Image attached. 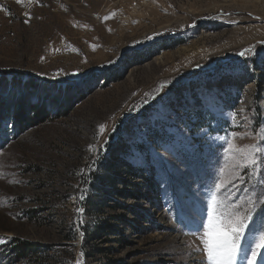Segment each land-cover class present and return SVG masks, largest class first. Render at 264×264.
<instances>
[{"label":"rangeland","instance_id":"obj_1","mask_svg":"<svg viewBox=\"0 0 264 264\" xmlns=\"http://www.w3.org/2000/svg\"><path fill=\"white\" fill-rule=\"evenodd\" d=\"M0 112V264H201L214 199L264 203V0H0Z\"/></svg>","mask_w":264,"mask_h":264},{"label":"snow or ice","instance_id":"obj_2","mask_svg":"<svg viewBox=\"0 0 264 264\" xmlns=\"http://www.w3.org/2000/svg\"><path fill=\"white\" fill-rule=\"evenodd\" d=\"M18 4L23 3L24 0H16ZM38 2V0H28V3ZM107 19V18H105ZM28 21L25 20V23ZM253 49H246L238 53L240 56H245L251 53ZM98 133L101 135L105 133V125L101 124L98 127ZM95 145H90L89 152L95 149ZM229 149L235 153H239L242 157L241 167L255 168L260 161L257 159V154L264 152V149L257 147L256 145H250L246 149H240L233 144H229ZM96 155H99V150L96 151ZM96 160L93 159L89 164H95ZM3 173H0V179H4ZM13 186L18 181H10ZM216 187L221 189V185L217 184ZM226 187V185H225ZM83 199V196L80 197ZM6 200L0 201V206H3ZM215 199L213 200V210L207 214V222L203 224V235L201 236L202 251L205 254L206 259L201 264H235L236 258L241 251L240 241L244 235L245 228L248 226V221L251 219L250 215H240L238 212L226 213L215 210ZM83 208L77 209V214H82ZM83 220L80 223L83 224ZM80 237H83V233H79ZM254 247L251 248L252 259L248 260V264H255L256 257L260 254V250L264 249V231L260 232L258 239L254 241ZM80 257L84 256L81 251ZM76 264H81L80 260L76 261Z\"/></svg>","mask_w":264,"mask_h":264},{"label":"trees","instance_id":"obj_3","mask_svg":"<svg viewBox=\"0 0 264 264\" xmlns=\"http://www.w3.org/2000/svg\"><path fill=\"white\" fill-rule=\"evenodd\" d=\"M4 82H6V80ZM3 84H6V83H3ZM1 104L6 105V109H8L9 106H10L9 104H6V102L5 103L2 102ZM26 105L27 104H25L24 103V100L22 99L21 102H20V104L17 106L18 112H19V115L18 116L16 115V122L18 121V123H17V129L18 130H19V128H21L20 125H21L22 121H25V124L27 122L26 120H28L29 122H35L36 120H38V118L40 116L39 115V112L33 111V114H34L33 117L32 118L31 117L29 118L30 110L27 109V106ZM25 109L27 111V114H26L27 118H26V116L24 118V115H22L24 113ZM1 114H2V118H3L4 115H3V113H1ZM134 173L135 172H133V170L130 172V174H132V175H135ZM135 176H137V175H135ZM261 207L264 208V203L261 206H259L256 209V211L254 212V214L252 215V217H251V219H250V221L248 223V226L246 227L245 236H247V237L248 236L257 237L260 234V232L263 230V223L264 222L261 221V218H263V220H264V217H260L259 216ZM119 219H121V218H119ZM106 228L112 229L114 231L116 230V226H113V225H110V224H107L104 227L102 226V228L99 227V230L106 229ZM14 246H15L16 250L18 251L17 252V255H16L18 257L17 259L21 258V256H24V258H26L27 255L30 252H34L35 250L38 251V249L36 248V246H34L32 244H27V243H24V242L15 243ZM5 249H6V247L2 251L0 250V263H4L5 261L10 262V261H12V258H13V260H16V258L13 255L12 256L8 255L9 254V251H6ZM12 254H13V252H12ZM8 258H9V260H8Z\"/></svg>","mask_w":264,"mask_h":264}]
</instances>
